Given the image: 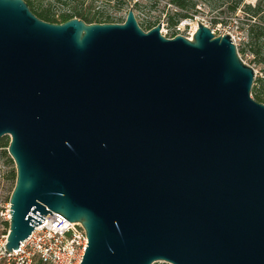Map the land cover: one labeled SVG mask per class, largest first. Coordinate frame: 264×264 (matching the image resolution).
Here are the masks:
<instances>
[{
    "label": "water",
    "instance_id": "water-1",
    "mask_svg": "<svg viewBox=\"0 0 264 264\" xmlns=\"http://www.w3.org/2000/svg\"><path fill=\"white\" fill-rule=\"evenodd\" d=\"M54 23L0 0V139L17 167L7 248L47 213L80 264H264V103L232 35Z\"/></svg>",
    "mask_w": 264,
    "mask_h": 264
},
{
    "label": "rangeland",
    "instance_id": "rangeland-1",
    "mask_svg": "<svg viewBox=\"0 0 264 264\" xmlns=\"http://www.w3.org/2000/svg\"><path fill=\"white\" fill-rule=\"evenodd\" d=\"M34 6L38 10H48L56 13V17L70 8L64 6L58 0H33ZM139 9L135 10L132 4H123L117 0H80L79 5L89 13L90 17H95L89 23L124 22L129 10H135L140 25L147 29L146 22H156L155 25L163 21L161 31L167 37H174L181 34L187 37L192 36L199 22L211 27L216 35L230 33L236 43L241 58L253 67L255 71V81L253 88H259L260 78L264 77V47L257 54L251 44V36L248 26L245 24V14L241 9L235 13L231 12L224 3L226 0H191L194 7L191 9L193 17L182 18L178 24L171 26L168 22L169 14H174L176 6L172 0H136ZM246 3L255 5L257 0H244ZM218 19V23H213ZM61 23V22H55ZM254 96V95H253ZM11 136L6 135L0 139V220L3 212L10 204V197L16 185L17 167L14 159L8 151ZM155 264H171L160 261Z\"/></svg>",
    "mask_w": 264,
    "mask_h": 264
},
{
    "label": "built area",
    "instance_id": "built-area-1",
    "mask_svg": "<svg viewBox=\"0 0 264 264\" xmlns=\"http://www.w3.org/2000/svg\"><path fill=\"white\" fill-rule=\"evenodd\" d=\"M10 211L9 204L2 214L3 219L0 220V264L81 263L89 242L81 222H70L55 211H52V214L47 213L45 220L34 227L33 232L20 243L19 248L10 251L6 247L12 218Z\"/></svg>",
    "mask_w": 264,
    "mask_h": 264
},
{
    "label": "trees",
    "instance_id": "trees-1",
    "mask_svg": "<svg viewBox=\"0 0 264 264\" xmlns=\"http://www.w3.org/2000/svg\"><path fill=\"white\" fill-rule=\"evenodd\" d=\"M31 8V10L40 18L49 21V22H65L71 18L78 17L84 19L86 22H93L92 20L95 17H90L89 13L86 12L80 5V0H58L64 6H70V8L63 11L59 17H56V13L48 10H38L34 6L33 0H26ZM123 4H132L134 9H139V3L136 0H117ZM227 4L231 12H236L238 9H241L244 14L245 24L248 26V31L251 36V44L253 50L260 54V49L264 47V0H257L255 5L251 3H246L244 0H226L224 1ZM172 4L176 6L174 14H169L168 22L171 26L178 24L182 18H191L193 13L191 9L194 7V4L191 0H172ZM218 19H215L213 23H218ZM156 22L147 21V29L150 30L154 27ZM144 29V28H143ZM147 30V31H148ZM261 85L259 88H253L252 94L253 97L264 103V77L259 79ZM9 146V145H8ZM17 180V179H16Z\"/></svg>",
    "mask_w": 264,
    "mask_h": 264
}]
</instances>
